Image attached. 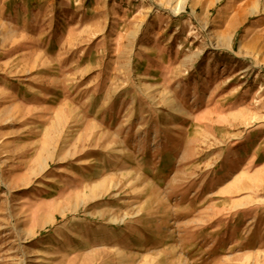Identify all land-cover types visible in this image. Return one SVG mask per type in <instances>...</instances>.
Returning <instances> with one entry per match:
<instances>
[{
  "label": "rangeland",
  "instance_id": "374dc122",
  "mask_svg": "<svg viewBox=\"0 0 264 264\" xmlns=\"http://www.w3.org/2000/svg\"><path fill=\"white\" fill-rule=\"evenodd\" d=\"M263 29L264 0H0V264H264Z\"/></svg>",
  "mask_w": 264,
  "mask_h": 264
},
{
  "label": "crops",
  "instance_id": "0c3cea01",
  "mask_svg": "<svg viewBox=\"0 0 264 264\" xmlns=\"http://www.w3.org/2000/svg\"><path fill=\"white\" fill-rule=\"evenodd\" d=\"M230 27L231 26L228 24L227 28L224 29V31H226V34L224 36L222 35V37H220L223 40L222 42H225L226 45H227V49L226 50H228L230 48L231 43H232V39H233L232 38L233 35L231 34V28ZM249 35L250 34L248 33L246 36H244V38H242L244 43L241 44V47H242V49L240 51L241 54L243 53V51H245L246 48H248V50L246 52H244L245 55H250V54L253 53L251 48H249V47H252L253 44L255 45L256 40H255V36H254V39L253 38L251 39ZM217 36H218L217 39H219V34L218 33H217Z\"/></svg>",
  "mask_w": 264,
  "mask_h": 264
}]
</instances>
